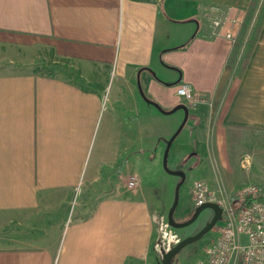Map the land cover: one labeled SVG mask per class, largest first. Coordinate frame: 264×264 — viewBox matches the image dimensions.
I'll return each mask as SVG.
<instances>
[{
  "label": "crops",
  "instance_id": "0c3cea01",
  "mask_svg": "<svg viewBox=\"0 0 264 264\" xmlns=\"http://www.w3.org/2000/svg\"><path fill=\"white\" fill-rule=\"evenodd\" d=\"M250 1L0 0L1 49L45 44L89 82L0 67V264H154L166 199L140 175L184 118L165 112L188 108L167 159L185 175L233 172L239 138L264 133V17L240 75L224 35L239 38ZM213 5L228 16L221 29ZM181 84L204 102L187 105ZM198 180L231 193L215 174Z\"/></svg>",
  "mask_w": 264,
  "mask_h": 264
},
{
  "label": "rangeland",
  "instance_id": "374dc122",
  "mask_svg": "<svg viewBox=\"0 0 264 264\" xmlns=\"http://www.w3.org/2000/svg\"><path fill=\"white\" fill-rule=\"evenodd\" d=\"M258 2L259 1H257V3ZM256 5L250 15V18L248 16V7L245 19L243 20L244 25L243 27H241L239 38L235 37L236 42H234L235 44L233 43L235 45V51L240 50V52L237 51L240 53L239 62L237 64H239L242 60L247 50L249 40H251V38L255 35V28L257 26L259 18L261 17L264 7V1L257 12ZM51 54L52 52L50 50V47L46 46L45 44L35 45L31 48L18 49L6 46L2 49L0 48V67L20 71L51 72L63 79L72 80L81 85H87L89 83L87 79L82 76L81 66L79 62L74 60H66L54 65L52 64L54 57H52ZM96 73H100L99 70ZM177 112L182 113V110H178ZM170 116L171 115H166L167 122L171 118ZM183 135H181V137ZM181 137H177V139L172 144L170 156H172V154L174 153L177 143L179 142ZM238 143L239 145H241V150H239L240 154L238 156H234L233 153L231 154L232 161L236 160L233 172L216 173L215 171L212 172V170L206 166V168H199V170L185 175V180L182 183L179 191V203L174 212L175 220L180 222L184 221L188 219L192 214L193 208L195 207L193 203V197L190 193V186L202 177L208 178L210 176L212 177L213 174H215V176L217 175V177H219V181L223 183L226 190L230 191L229 189H232L231 193L226 192L225 194H219V197L224 200H230L235 195V193L238 192V190L246 185L256 186L259 191L264 194V133L251 131L249 133H246L242 139L239 138ZM241 153H244L245 155ZM163 154L164 149L161 153L158 163L155 164V162H153V158L151 159V164L149 167L150 171L143 172L141 175H137H140V177H142L143 181L141 184L143 186V189L145 190V192H149L151 194V197L155 198L156 201H159V203L160 201H162V198L166 199V209L164 210L165 212L163 210L162 212L167 213L168 207H170L171 203L173 202L175 186L177 183L175 180H177V178L165 172L162 165ZM167 165L168 168L172 170V164L170 161H168ZM133 178L136 179L135 176H132L131 179ZM169 183H173L171 186L172 188H169ZM126 184L130 189L135 187H129L128 182ZM188 188L189 193L187 190ZM185 206H187L190 210H185ZM209 212V209H205L201 212V214L193 224L183 229H174L171 227V231L175 233L179 237V239H182L187 235L194 234L209 221ZM161 216L167 219V215L164 214ZM213 228L199 240L187 244L181 250H179L173 257L171 264H196V261L198 259L204 257L203 250H205L204 248H206L212 237ZM157 244H160V236L156 228V234L151 250L153 256L155 257L153 258L151 256V261H153L154 264H161V258L164 252L160 254V252L157 250L158 248L155 247Z\"/></svg>",
  "mask_w": 264,
  "mask_h": 264
},
{
  "label": "built area",
  "instance_id": "2783aa9c",
  "mask_svg": "<svg viewBox=\"0 0 264 264\" xmlns=\"http://www.w3.org/2000/svg\"><path fill=\"white\" fill-rule=\"evenodd\" d=\"M210 9L212 26L215 30L221 29L227 22V14L217 5ZM230 21L234 25L237 22ZM224 35L232 43L235 42V35L231 31ZM176 94L187 105L195 106L204 102L188 84L178 86ZM135 180H129L128 186H134ZM190 193L194 207L214 202L222 208V218L212 230V237L204 250L205 255L196 264H264V194L256 186L246 185L230 200H224L206 182L197 180L190 186ZM154 221L160 236V244L155 247L162 254L180 239L171 231L166 218L157 215Z\"/></svg>",
  "mask_w": 264,
  "mask_h": 264
},
{
  "label": "water",
  "instance_id": "95a60500",
  "mask_svg": "<svg viewBox=\"0 0 264 264\" xmlns=\"http://www.w3.org/2000/svg\"><path fill=\"white\" fill-rule=\"evenodd\" d=\"M144 99L149 102V100H147L145 97ZM150 103L153 104L155 107L159 108L157 104L151 101ZM178 109L184 110V118L180 126L177 128L176 132L167 140L166 146L164 149L163 160H162V165H163L165 172H167L168 174L178 176L180 179L179 182L175 186L173 202L167 212V221H168V224L172 228L183 229L193 224L196 221V219L199 217L201 212L204 211L205 209L211 210L212 216L209 219V221L201 229H199L196 233L183 237L182 239L179 240V242L173 245L168 251L164 252L161 258V264H171L173 257L177 254L179 250H181L185 245L195 242L199 240L200 238H202L222 218V208L217 203H214V202H206L203 205L193 208V212L190 215V217L184 221L180 222V221L175 220L174 218V212L178 204L179 188L185 180V174L183 171H180V170L178 171L170 170L167 165V159H168V153H169V149H170L172 141L174 140L176 135L180 132V130L182 129V127L184 126L187 120L188 108L185 104L181 103V104L176 105L172 110L165 112V113H171Z\"/></svg>",
  "mask_w": 264,
  "mask_h": 264
},
{
  "label": "trees",
  "instance_id": "16d2710c",
  "mask_svg": "<svg viewBox=\"0 0 264 264\" xmlns=\"http://www.w3.org/2000/svg\"><path fill=\"white\" fill-rule=\"evenodd\" d=\"M257 1L258 0H252L251 3H250L249 10H248V13H249L248 16H249V18H250V15H251V13H252V11H253V9H254ZM263 17H264V7H263V10H262L261 17L259 18V21H258L257 26L255 28V35L251 38V40H249L247 50H246V52H245L242 60L240 61V63L237 66V75H240L243 72V70H244V68L246 66V63H247V60H248L250 51L252 49V45L255 42L256 34L258 33V30L260 28V24H261V22L263 20ZM229 62L230 63H233V59L231 57L229 59ZM39 73L40 74H45V75H52L51 72H45V71H40Z\"/></svg>",
  "mask_w": 264,
  "mask_h": 264
}]
</instances>
